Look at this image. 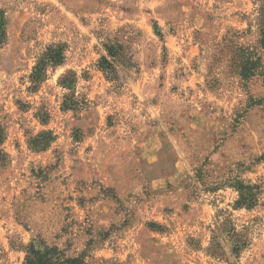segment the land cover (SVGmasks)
<instances>
[{"label": "rangeland", "instance_id": "374dc122", "mask_svg": "<svg viewBox=\"0 0 264 264\" xmlns=\"http://www.w3.org/2000/svg\"><path fill=\"white\" fill-rule=\"evenodd\" d=\"M0 11V264H24L34 239L83 264H264L252 0H0ZM55 45L64 65L32 91ZM107 45L124 49L116 74L99 68ZM251 54L261 68L247 82ZM67 71L81 113L63 107ZM234 178L257 186L253 210L235 208ZM217 221L247 242L238 254L227 232L213 244Z\"/></svg>", "mask_w": 264, "mask_h": 264}, {"label": "trees", "instance_id": "16d2710c", "mask_svg": "<svg viewBox=\"0 0 264 264\" xmlns=\"http://www.w3.org/2000/svg\"><path fill=\"white\" fill-rule=\"evenodd\" d=\"M256 7L254 24L250 25V29L256 28L259 35V44L264 50V0H252ZM6 19L4 13L0 11V45H3L6 40ZM106 50L108 55L103 57L99 63V68L107 74H116L117 66L127 61L123 48L116 45H107ZM65 50L60 45L50 46L46 54L38 62L34 68L31 80V90H37L41 83H43L47 76V70L51 67H60L65 62ZM261 57L255 54L248 56L242 68V77L247 82L255 77L260 70ZM117 78V77H113ZM114 79V80H115ZM119 79H117L118 81ZM78 82L77 73L74 71H67L59 80V84L70 93L64 97L63 107L65 110H73L76 113H81L88 108L85 98L76 95V85ZM47 115L41 117L42 122H46ZM52 137L48 140L40 142L43 148L47 147L52 142ZM231 186L239 193V199L235 203L236 209L253 210L259 204V194L257 186L247 184L239 178H234L231 181ZM225 223L217 221L216 228L213 231V244L218 247V241L224 232L231 236L233 241V252L239 253L245 248L247 242L240 240L241 235L235 227L224 228ZM212 249V248H211ZM26 258L24 264H83L84 255L78 258H68L65 251L57 246H50L42 239H34L25 248Z\"/></svg>", "mask_w": 264, "mask_h": 264}]
</instances>
